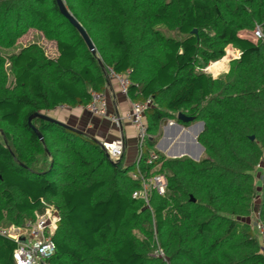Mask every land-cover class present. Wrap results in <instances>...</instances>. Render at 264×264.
<instances>
[{
  "label": "trees",
  "instance_id": "trees-1",
  "mask_svg": "<svg viewBox=\"0 0 264 264\" xmlns=\"http://www.w3.org/2000/svg\"><path fill=\"white\" fill-rule=\"evenodd\" d=\"M64 3L95 52L56 0H0V229L54 205L50 264H264V41L244 34L264 32V0ZM30 29L56 42L54 57L37 42L18 44ZM230 46L241 55L227 73L204 71ZM108 68L130 71L131 103L152 101L139 167L113 161L89 135L28 123L36 112L86 106L104 92ZM178 112L204 124L198 161L157 149L167 121L192 124ZM140 174L167 179L151 208L132 196ZM254 212L261 229L248 221ZM16 247L0 233V264H16ZM153 247L166 260L149 255Z\"/></svg>",
  "mask_w": 264,
  "mask_h": 264
},
{
  "label": "built area",
  "instance_id": "built-area-1",
  "mask_svg": "<svg viewBox=\"0 0 264 264\" xmlns=\"http://www.w3.org/2000/svg\"><path fill=\"white\" fill-rule=\"evenodd\" d=\"M252 38L254 41H264V32L260 26L254 29ZM228 49L229 47L226 53H228ZM240 55L241 53L237 50V55H235L234 59L240 57ZM212 65L213 64L205 67L204 71L210 73L212 71V69H210ZM129 74V70L125 73H117L112 68H108V77L114 78L117 81L121 92L126 96H128V87L131 84ZM212 75H214V73ZM91 96V101L86 105V108L91 113L108 117L118 127H121L124 121L129 122L134 127L139 148L136 159L137 167H139L142 147L148 136V127L144 121V114L152 103L151 99L132 102L130 108L123 115H120L118 113H109V101L104 92L93 91ZM64 106L65 105H61V107ZM102 145L109 157L113 161L118 162L123 157L126 139L122 135L111 141H105ZM157 158V152L151 151L146 161L150 164ZM139 176L142 180V186L140 189L134 191L132 196L136 199H142L146 205L151 208V191L156 190L159 194L164 195L167 190L166 176L164 174H155L148 178H145L141 174ZM134 177H137V175L135 174ZM60 220L61 217L58 208L49 205L46 206L43 212L36 213L34 218L26 220L24 225H11L6 228H1L0 233L2 235L12 238L17 243V247L13 254L15 263L50 264V259L56 252V241L54 236ZM155 257H161L166 260L164 252L159 247H156Z\"/></svg>",
  "mask_w": 264,
  "mask_h": 264
},
{
  "label": "crops",
  "instance_id": "crops-1",
  "mask_svg": "<svg viewBox=\"0 0 264 264\" xmlns=\"http://www.w3.org/2000/svg\"><path fill=\"white\" fill-rule=\"evenodd\" d=\"M104 93L109 101L108 111L110 114L123 115L130 108L131 100L121 92L114 78H109ZM49 114L59 121L80 129L100 143L111 141L123 135L126 139V147L122 157L124 164L130 165L136 161L138 156L136 132L129 122L124 121L122 126L118 127L108 117L91 113L86 106H59L50 111Z\"/></svg>",
  "mask_w": 264,
  "mask_h": 264
},
{
  "label": "water",
  "instance_id": "water-1",
  "mask_svg": "<svg viewBox=\"0 0 264 264\" xmlns=\"http://www.w3.org/2000/svg\"><path fill=\"white\" fill-rule=\"evenodd\" d=\"M57 1V4H58V7L61 11V13L77 28V30L80 32L81 36L83 37V39L85 40L86 44L88 45L89 49L93 52H95V47H94V44L93 42L91 41L88 33L86 32V30L83 28V26L81 25V23L72 15V13L68 10V8L66 7L65 3H64V0H56ZM194 33H197V30L194 29L193 30ZM34 118H40V119H43V120H47V121H50V122H53V123H57V124H60L61 126H64L70 130H73L75 132H78V133H81V134H86L88 135L87 133L81 131L80 129L78 128H75L67 123H64L62 121H59L58 119L54 118L53 116L49 115L48 113H43V112H36V113H33L32 115L29 116L28 118V123L30 125H32V120ZM177 119L182 121V122H185V123H188V122H192L194 120L193 117L191 116H187L186 114L182 113V112H178L177 114ZM170 125H172L173 127L176 128L177 130V133H181L182 135L183 134H186V133H190V130H193L194 131L196 130V128L199 127V130H197V132L195 131V136L193 135L192 136V139L194 141L195 144L199 145L201 148H202V154L204 153V147L202 146V144L198 141V136L199 134L203 131V128H204V124L203 122H192V124H190L189 126L185 127L183 126L181 123L177 122V121H167L163 127V133H162V136L160 138V140L158 141L157 143V147L160 148V144H161V141L163 140L164 136H165V129L167 127H169ZM35 132L37 133L38 137L43 140V136L42 134L40 133V131L37 129V128H34ZM90 136V135H89ZM93 138V137H92ZM94 140H96L95 138H93ZM251 139H254L253 136H251ZM177 146V142H175L173 144V147ZM161 149V148H160ZM162 150V149H161ZM198 156V158L196 157H193L191 155H189L188 153L186 152H182V153H179V154H174V155H171L170 151L167 152V155L169 157H173V158H178V157H183V156H188V157H191L192 159L198 161L201 159V156ZM120 161V160H119Z\"/></svg>",
  "mask_w": 264,
  "mask_h": 264
},
{
  "label": "rangeland",
  "instance_id": "rangeland-1",
  "mask_svg": "<svg viewBox=\"0 0 264 264\" xmlns=\"http://www.w3.org/2000/svg\"><path fill=\"white\" fill-rule=\"evenodd\" d=\"M244 34H245V36H248L250 38L252 37V32L244 33ZM31 42L39 43L45 49V52L49 56L54 57L57 54L56 42L47 40L44 37V35L36 29H30L25 35H23L18 40L19 45H26V44H29ZM235 55H237V49L230 46L228 49V53H226V55L222 59H220L219 62L217 61L218 63H216V62L211 63L213 65L211 66L212 71L210 72V74L212 75L214 73V75H212V76L218 77V76H221V75H224L225 73H227L229 68H230V63L234 59ZM214 63H216V64H214ZM50 114H53V113H50ZM137 147H138V144H137ZM157 149H159V148L157 147ZM163 150H165V151L161 150V152H163L166 156H168L167 152H166V146H164ZM138 152H139V148H138ZM202 156H203V154H202ZM256 177H257V184H258V186H260L261 171L259 169L256 171ZM52 206L55 207L54 205H52ZM59 214H60V212H59ZM60 217H61V214H60ZM248 221L250 223H252L254 225V227H256V229H257V227L261 229V224L258 223L256 212H254V214L252 215V217H250V219ZM155 250H156V248L153 247L150 250L149 255L154 257L155 256Z\"/></svg>",
  "mask_w": 264,
  "mask_h": 264
},
{
  "label": "bare ground",
  "instance_id": "bare-ground-1",
  "mask_svg": "<svg viewBox=\"0 0 264 264\" xmlns=\"http://www.w3.org/2000/svg\"><path fill=\"white\" fill-rule=\"evenodd\" d=\"M197 130H199V127L196 128L195 131L197 132ZM195 131L193 129L190 130L191 133L182 135L181 133H177L176 128L170 125L165 129V136L161 141L160 148L163 150L164 146H166V152L170 151L171 155L186 152L189 155L198 158V156L202 154V148L195 144L192 139ZM175 142H177V146L173 147Z\"/></svg>",
  "mask_w": 264,
  "mask_h": 264
}]
</instances>
